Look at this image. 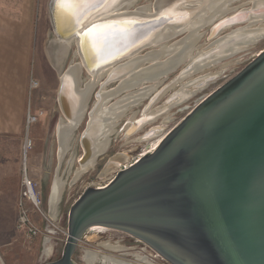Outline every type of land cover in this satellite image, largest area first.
<instances>
[{"label": "water", "instance_id": "water-1", "mask_svg": "<svg viewBox=\"0 0 264 264\" xmlns=\"http://www.w3.org/2000/svg\"><path fill=\"white\" fill-rule=\"evenodd\" d=\"M104 3L79 10L71 37L96 35L105 22L80 24ZM246 14L219 21L216 33L243 23ZM165 21L146 18L106 37L112 52L102 58L100 51L96 60L130 57L149 39L130 48ZM216 37L209 34L210 41ZM96 227L126 233L170 264H264V51L130 166L94 181L70 208L62 258L46 264H76L79 243Z\"/></svg>", "mask_w": 264, "mask_h": 264}, {"label": "rangeland", "instance_id": "rangeland-1", "mask_svg": "<svg viewBox=\"0 0 264 264\" xmlns=\"http://www.w3.org/2000/svg\"><path fill=\"white\" fill-rule=\"evenodd\" d=\"M51 1L52 0L37 1L33 21L34 42L29 64L25 62L23 54L21 57L20 54L14 53L15 66L13 68L12 87L10 90L12 98V113L5 117L4 125L2 126L3 129H0L3 130L0 131V138L12 141L15 149L18 148V150L21 151L22 164H18L17 159L12 161L13 175H24L25 157L27 155L29 158L30 156L32 157V161L27 163V175L38 183L39 191L44 200V210L52 219H54L56 225L59 227V231L57 230L58 233L56 235H48L46 230L51 226L50 223L28 206V208H30L29 215L31 221L37 227V230L40 231L38 236H30L27 229L21 227L20 224L21 210L19 204L21 196L19 193L18 205L16 203V208L12 209L9 213L0 214V264H46L60 260L67 241V237L63 234V231L66 229L68 230V214L70 208L86 192V190L91 187L94 181L103 180L104 178L120 171V168H116L108 175L102 176L110 160L122 154H126L127 160L120 163L121 169L130 166L148 145L156 142L161 136H166L203 100L237 76L264 51L263 38L255 45L251 46L250 49L237 55L227 57V59L219 60V63L210 68L207 67L197 72H191L190 75L182 78L181 81L179 80L182 75L185 74V72H188L187 69L189 68L188 66H190L189 60L183 62L176 70L168 73L169 75H163L160 81L161 84L157 86V90L146 98L143 103L129 109L122 118L118 119L116 130L111 136V145L108 147L109 149L99 158L96 166L83 175L79 171L82 170L85 165H81L76 159L79 158L83 152L79 146V138L87 124L84 123L76 134L73 133L72 144L69 140L72 150L65 156V159L63 156L60 161L58 157V125L62 120V113L56 100V91L59 84L58 71L60 72L61 80V77L65 73V71L62 70H65L70 65L78 64L79 60L76 58L77 56H75V47L73 45L63 64L64 67L62 66L57 69L50 61L48 48L56 38V35L53 33L50 19ZM157 1L158 0H138L130 10L135 11L139 8L148 7L149 10L154 12ZM255 1L256 0H236L230 5L231 11L226 14L225 18L234 13L254 9L253 2ZM221 20L222 19L217 20L216 23ZM214 25L215 24L209 25L201 30V39L197 42L193 50L194 57L200 52L210 49L209 46L217 39H220L225 35L229 36L233 31H236L233 29L244 28V26L247 25V22L221 30L218 37L210 41L208 34ZM187 34V32L181 33L178 36L171 38V40L169 39L163 43V45L172 46L176 42L185 39ZM161 49L162 45L160 46V44L147 46L143 48L136 57L130 58L129 62H131L132 59L139 57L141 58L139 61L144 60L141 68L149 67L151 63L150 60L154 57L151 54L154 52H160ZM164 59L165 58H163V60ZM116 68L117 67H113V69ZM207 73H210L211 75L218 74V77L211 80L203 89L198 90L193 96L183 102L184 104L181 103L183 105L180 107L176 108L177 105L176 107H172L169 111L161 113V116H159L160 118L158 116L155 118L157 121L153 119L152 122H148L143 129L128 136L126 129H128V125L129 127L131 126L133 119L140 118L143 112L148 111L149 109L159 110V108L161 109L165 107V105L169 103L168 101L173 100L171 96L178 93L184 85L192 84L190 88H195L197 86L196 82ZM0 75H4V72L0 73ZM80 77V86L82 87L92 81L91 76L88 75L86 71H83ZM31 80L39 83L37 89L30 88ZM105 81V78L101 80L93 92H101L102 89L100 90V86ZM117 86L118 84L116 83L106 85V90L109 91ZM152 86H155L154 82L146 79L142 80L138 85H135L136 88L133 90L125 92L123 95L119 94L117 97L110 100V105H114L122 99L127 98V96L139 93ZM2 91L4 92V88ZM161 93L163 95H161L152 106V100ZM95 96L92 94L88 109L93 107L94 103L95 105L97 104ZM145 108H148V110ZM29 113L38 118V121L30 127L27 125ZM132 115H134L135 118H133ZM165 119L170 120L167 122ZM156 126H160L162 129L164 128L158 137H154L151 141L143 144L134 142L136 137L144 134L147 129ZM34 127H37L40 134L47 138H45L47 140L45 146H38V143L29 136ZM27 138L32 141V148L28 150V154H26L24 150V144ZM71 160H73L74 163ZM78 175H81L80 178ZM57 177L64 181L65 188L59 203L53 207L51 196L52 192L55 190V179ZM53 213H55V217H53ZM104 229L106 231H97L95 233L90 231L87 237L79 243L77 251L73 257L76 264H86V251H93L99 255L113 256L132 264L138 263L135 260L134 255L140 253L150 259L154 264H164L160 262L159 259H154L149 251H145L144 247L135 242L130 236L116 232L115 230ZM45 238L48 239L45 240ZM107 245L111 247L124 246V248L120 250L119 248H115L112 251ZM49 247H51V250L49 255L46 256L45 251ZM96 264L102 263L97 262Z\"/></svg>", "mask_w": 264, "mask_h": 264}, {"label": "bare ground", "instance_id": "bare-ground-1", "mask_svg": "<svg viewBox=\"0 0 264 264\" xmlns=\"http://www.w3.org/2000/svg\"><path fill=\"white\" fill-rule=\"evenodd\" d=\"M235 1L236 0H158L155 6V11L152 12L148 7L131 11L130 9L136 2H138V0H104L105 3L102 5L101 9L95 12H87L84 16L83 22L80 24V26L83 25L84 27L87 22H89L88 25H93L101 21L105 22L94 28L96 35L89 37V40L86 39L87 35L84 36L79 33H76V36L71 37L72 33L68 30L71 29L73 22L77 19L79 10L83 6H89L93 2H97V0H72L71 4H66V0H57L55 3L53 2L50 10V19L53 33L56 35V38L48 48L50 61L57 69L61 68L73 45L75 47V55L80 61L78 65H70L61 77V95L63 101L61 107L68 120V123H65L66 121L62 120L61 129L64 133L60 138L61 148H69L67 147L69 146L70 140L68 132L69 134L71 132L73 135L80 123L84 120L88 113V104L92 97V93L95 87L104 78L106 81L101 85L102 91L97 94V104L95 105L94 103L92 111L89 112L90 120L82 138L85 144L90 140V146L86 144V146H88V150H86L88 154L92 152V147L95 145L99 147L102 146L104 150L109 147L111 136L116 130L118 119L122 118L126 112L136 104L143 103L146 98L157 90V86L161 84L160 81L163 75H169L168 73L176 70L183 62L189 60L190 66H188V72H185V74L182 75L179 80L181 81L182 78L190 75L191 72H197L207 67L210 68L219 63V60L221 61L222 59H227V57L244 52L262 40L264 38V0H256L253 2L254 9L246 11L248 14L245 16L246 21L243 22H247V25L244 26V28L233 29L236 31H233L229 36L225 35L224 37L217 39L209 46L210 49L200 52L195 57L193 56V50L202 36L200 33L201 30L204 27L215 24L210 30V33L212 36L218 37L220 31L216 33V29L218 28V23H216V21L219 19H225L226 14L231 11L230 5ZM255 11H258L259 13L255 14ZM240 15L242 16L243 13ZM154 16L164 17V19H166V24L157 27V29L153 30L150 35L148 34L149 36L147 38H144L143 42L129 50L135 51L148 39L147 43L145 42L146 46H153L154 44L162 45L160 52H154L151 54L154 57L150 60L151 63L149 67L141 68L144 60L139 61L141 59L139 57L134 58L129 62L130 58L136 57L142 49L135 51V53L132 54L133 56L130 55V57L125 59L121 57L122 55H118L116 58L109 61L96 60V55H98L100 51L103 52L102 58L107 57V55L112 52L111 49H105L106 46L104 45L103 40L106 37H114L118 33L129 31L133 28L134 24ZM226 28H231V26ZM184 32H187L188 34L182 41H178L172 46L163 45V43L169 39L171 40V38ZM215 33L216 35H214ZM163 58L165 59L163 60ZM113 67L117 68L113 69ZM83 71H86L88 75L91 76L92 81L82 87L80 86V76ZM216 77H218V74L211 75L210 73H207L196 82L197 86L195 88H190L192 84L184 85L178 93L171 96L173 100L168 101L169 103L166 104L165 107L161 109L159 108V110L147 109L149 112L146 111L140 118L133 119L130 126L132 127L131 129L137 131L142 128V126L145 127L144 124L146 122L151 123L157 116H161V113L169 111L172 107H176L185 102L199 89L205 87ZM145 79L154 82L155 86L127 96V98L122 99L116 104L110 105V100L114 99L119 94L123 95L125 92L133 90L136 88L135 85H138ZM113 83L118 84V86L107 91L106 85ZM162 93L152 100V106L154 102L163 95ZM132 116L135 118L134 115ZM70 128L71 131L69 130ZM163 130L164 128L162 129L160 126L154 127L140 137L139 141H151L154 137H158ZM164 137L165 135L161 136L158 140ZM64 154L61 155V158ZM95 159H97V157H94L93 160ZM125 160L126 158L124 154L110 160L102 176H106L116 168H119L120 163ZM94 165V163L85 165L83 167L84 171L86 168ZM78 177L80 178L79 175ZM64 188V181L58 177L55 181V190L52 192L51 196L53 207L56 206L61 199ZM52 209L51 211L53 212ZM55 213H53V217H55ZM94 231L102 232L106 230L101 227H96L91 230L92 233ZM50 250L51 247L46 249V256L49 255ZM85 258L86 264H95L97 261H100L102 264H128L127 262L113 256L104 255L102 258H99L96 253L88 251L85 254ZM142 261H144V259L141 260V262Z\"/></svg>", "mask_w": 264, "mask_h": 264}, {"label": "crops", "instance_id": "crops-1", "mask_svg": "<svg viewBox=\"0 0 264 264\" xmlns=\"http://www.w3.org/2000/svg\"><path fill=\"white\" fill-rule=\"evenodd\" d=\"M37 1L0 0V73L4 72V75H0V129H3L5 117L12 113L10 90L15 66L14 53L20 54L21 57L23 54L25 62L29 64L34 42L33 21ZM58 74L60 77L59 71ZM3 88L4 92L2 91ZM29 136L38 143V146H45L47 142V138L40 134L37 127L33 128ZM0 142V214H4L16 208L23 176L12 173L13 160L17 159L18 164H22L21 151L18 148L15 149L12 141L5 140V138H0ZM31 161V156L30 158L25 157L24 169H26L27 163Z\"/></svg>", "mask_w": 264, "mask_h": 264}, {"label": "flooded vegetation", "instance_id": "flooded-vegetation-1", "mask_svg": "<svg viewBox=\"0 0 264 264\" xmlns=\"http://www.w3.org/2000/svg\"><path fill=\"white\" fill-rule=\"evenodd\" d=\"M64 67V66H63ZM63 69V68H62ZM68 68H66L65 70H62V71H65L66 72V70H67ZM207 86V85H206ZM204 87H202L201 89H203ZM201 89H199V90H201ZM100 90H101V86H100ZM100 92V91H99ZM93 94V96H95V95H97L98 93L97 92H93L92 93ZM96 97V101L98 100V98H97V96H95ZM61 99V100H60ZM56 100H57V104H58V107H59V109H60V111H61V113H62V120H65L66 122L68 121L67 120V118H66V116H65V114H64V111H63V109H62V107H61V105H62V103H63V101H62V95H61V80H60V77H59V84H58V88H57V91H56ZM91 100V99H90ZM95 101V102H96ZM184 104V103H183ZM183 104H180V105H178L176 108H178V107H180L181 105H183ZM137 105H139V103L138 104H136L135 106H137ZM134 106V107H135ZM94 107V106H93ZM93 107H91L90 109H88V113L86 114V117L84 118V120L80 123V125L78 126V128L75 130V133L74 134H76V132L79 130V128L85 123V124H87L88 125V122H89V120H90V117H89V112L90 111H92V108ZM133 107V108H134ZM145 109H148V108H145ZM144 112H146V111H144ZM143 112V113H144ZM148 113V112H147ZM62 120H61V122H62ZM170 119H168L167 120V122L169 121ZM65 122V123H66ZM146 123H148V122H146ZM146 123L144 124V125H146ZM62 125V123H60V125H58V138H59V140H60V138L62 137V134L64 133L63 132V130L61 129V126ZM87 125H85V129H84V131L82 132V134H81V136H80V138H79V146H80V148H81V150H83V152H82V155L79 157V158H77L76 160H77V162L78 163H81L82 165H87V164H95L94 166H90L89 168H86L85 169V171H84V168H83V170H80V172H81V174H85L86 172H88L89 170H91L93 167H95L96 166V164H97V162H98V160H99V158L102 156V155H104L105 154V152L109 149V148H107V149H103L102 148V146L101 147H99V146H91L92 147V152L91 153H89L88 154V152L86 151V150H88V146H90V140L89 141H87L86 142V144H88V146H86V144H85V142H84V140H82V138H83V134H84V132L86 131V129H87ZM156 127H158V126H156ZM164 127H165V125H164ZM132 127H129L128 128V130L126 129V132H128V134L131 136V135H133V134H135L137 131H140L141 129H143L144 128V126H142V128H140V129H138L137 131H134L133 129H131ZM154 128V127H153ZM153 128H151V129H153ZM151 129H147L145 132H144V134L146 133V132H148L149 130H151ZM144 134H142V135H139L138 137H136L135 138V140H134V142H138V143H147V142H141V141H139V139H140V137H142ZM103 135V134H102ZM69 138H70V143L72 144V133L70 132V135H69ZM100 138H101V136H100ZM129 139H131V138H129ZM73 142H74V140H73ZM84 142V143H83ZM111 145V144H110ZM110 145H109V147H110ZM67 147H69V148H67V149H64V148H61V145H60V143H59V153L60 154H58V157H59V160L61 161V155L62 154H64V159H65V156L72 150V148H71V145L69 144V146H67ZM84 148V149H83ZM69 150V151H68ZM85 150V151H84ZM104 152V153H103ZM88 154V155H87ZM91 154V155H90ZM101 155V156H100ZM125 155V158H126V160H127V155L126 154H124ZM87 156V157H86ZM94 157L96 158L97 157V159H95V160H93L94 159ZM81 159V160H80ZM59 161V162H60ZM63 161V160H62ZM73 163H74V161L73 160H71ZM91 161V162H90ZM90 162V163H89ZM72 163V164H73ZM119 168L121 169V164H120V166H119ZM84 172V173H83ZM108 175V174H107ZM79 176H81V175H79ZM58 178V177H57ZM57 178L55 179V181L57 180ZM59 203V202H58ZM57 203V204H58ZM56 204V205H57ZM113 231V230H112ZM95 232H97V231H94L93 233H95ZM116 232H119V231H116ZM120 233H123V232H120ZM123 234H126V233H123ZM126 235H128V234H126ZM128 236H130V235H128ZM130 238H132L135 242H137L139 245H141V246H143L144 247V249H145V251H149L150 252V255L154 258V259H159V261L160 262H162V263H164V264H170V263H168L167 261H165L161 256H159L155 251H153L151 248H149L147 245H145L144 243H142L141 241H139V240H137V239H135V238H133L132 236H130ZM107 247L108 248H111L112 250L113 249H115V248H119V250L120 249H123L124 248V246H117V247H111V246H109V245H107ZM88 252H91V253H96V252H93V251H88ZM86 253H87V251H86ZM98 256H99V258H102L104 255H99L98 253H96ZM143 257V258H142ZM134 258H135V260L139 263V264H145V263H152V264H154L152 261H150V259H148V258H146L145 256H143V254H140V253H137L136 255H134ZM139 260H138V259ZM142 258V259H141ZM143 260L144 259V261H142L141 262V260ZM146 259V260H145ZM124 261V260H123ZM140 261V262H139ZM97 262H99V263H101L100 261H97ZM97 262H95V264L97 263ZM125 262H127L128 264H132V263H130V262H128V261H125Z\"/></svg>", "mask_w": 264, "mask_h": 264}, {"label": "built area", "instance_id": "built-area-1", "mask_svg": "<svg viewBox=\"0 0 264 264\" xmlns=\"http://www.w3.org/2000/svg\"><path fill=\"white\" fill-rule=\"evenodd\" d=\"M39 87V83L31 80L30 88L37 89ZM38 121V118L32 116L30 113L27 118V125L30 127L32 124ZM32 148V141L28 138L24 144L25 153H28V150ZM122 170V169H120ZM22 188L20 192V210H21V218L20 224L21 227H25L30 236L36 237L39 235L40 231L37 230V227L32 223L30 215H29V207H31L36 213H38L42 218H44L48 223H50V227L46 230L48 235H56L59 231L58 225H56L54 219L50 217L49 214L44 210V200L42 198V194L39 191L38 183L32 179L29 175H27V170L24 169V175H22ZM58 230V231H57ZM63 234L67 237L68 230H64ZM48 238H45L47 240Z\"/></svg>", "mask_w": 264, "mask_h": 264}, {"label": "snow or ice", "instance_id": "snow-or-ice-1", "mask_svg": "<svg viewBox=\"0 0 264 264\" xmlns=\"http://www.w3.org/2000/svg\"><path fill=\"white\" fill-rule=\"evenodd\" d=\"M72 0H66V4H71Z\"/></svg>", "mask_w": 264, "mask_h": 264}]
</instances>
